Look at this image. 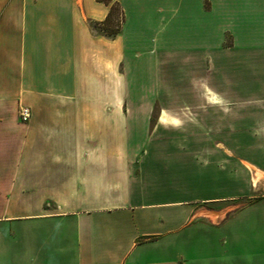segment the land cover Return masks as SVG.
I'll use <instances>...</instances> for the list:
<instances>
[{"label":"crops","instance_id":"0c3cea01","mask_svg":"<svg viewBox=\"0 0 264 264\" xmlns=\"http://www.w3.org/2000/svg\"><path fill=\"white\" fill-rule=\"evenodd\" d=\"M113 3L109 38L96 25ZM141 74L153 90L139 99ZM176 83L188 90L166 92ZM157 100L199 124L151 125ZM257 148L264 0H0V264H264V167L256 182L237 169L264 162ZM180 155L228 169L232 187L144 178Z\"/></svg>","mask_w":264,"mask_h":264},{"label":"rangeland","instance_id":"374dc122","mask_svg":"<svg viewBox=\"0 0 264 264\" xmlns=\"http://www.w3.org/2000/svg\"><path fill=\"white\" fill-rule=\"evenodd\" d=\"M180 64H184L185 62H176ZM177 73V70H176ZM144 74H141L142 76ZM142 80L137 84V92L136 96L141 99L144 96H148L149 93L153 90V84L151 82H146L147 75L144 77L142 76ZM155 90L158 87L162 88L163 85H154ZM185 85L182 84H168L166 88V92H179L183 90H188V88ZM175 103L179 101H169V100H157L156 105L154 106L151 117H150V124L154 125L156 123H174V124H182V125H197L199 124V111L196 109L189 110H183V111H173L172 113L167 111L165 113V109L167 108L168 103ZM194 103H197L194 101ZM25 107V106H23ZM28 108V107H27ZM136 134V133H135ZM142 134V133H140ZM138 135V133L136 134ZM211 133H205L204 138H210ZM140 140L142 141V135ZM156 138L158 139H165V138H181V139H198L199 138V131H193V132H163V131H157L155 133ZM252 158L257 159L262 158L264 159V148H257L252 149L251 151ZM237 159H239L237 157ZM179 163L174 166L173 169H169L167 166H164V164H158L155 171L153 173L145 174L144 178H146L147 182H153L155 184L156 188H174V189H181V190H190L194 189L196 187V184H203V186L207 189L218 191L220 193H226L228 190H230V186L232 187L233 182L228 179V169L221 171L217 169V165L215 162L211 161L210 165H203L199 164L197 165V161L192 158V156H186V155H180L179 157ZM181 162V163H180ZM226 165V164H225ZM224 164H220L219 166L223 168L225 166ZM242 166V168L245 169L247 172H253L256 173V169L253 167H264L263 163H252V164H237V169ZM196 173H199V179H195L196 177L191 176V174L196 175ZM172 175L174 177L175 175H178V178H171L169 175ZM187 175V176H186ZM180 177V178H179ZM179 180V181H176ZM259 192H262V187L264 185V178L260 179L259 183ZM210 239V235H208ZM194 251V250H193Z\"/></svg>","mask_w":264,"mask_h":264},{"label":"trees","instance_id":"16d2710c","mask_svg":"<svg viewBox=\"0 0 264 264\" xmlns=\"http://www.w3.org/2000/svg\"><path fill=\"white\" fill-rule=\"evenodd\" d=\"M104 2L105 4H109L111 0H98ZM122 18L119 6L116 3H113L110 7L108 17L102 23L96 25V28L100 30L105 36L109 38L115 37L119 31L121 26Z\"/></svg>","mask_w":264,"mask_h":264},{"label":"built area","instance_id":"2783aa9c","mask_svg":"<svg viewBox=\"0 0 264 264\" xmlns=\"http://www.w3.org/2000/svg\"><path fill=\"white\" fill-rule=\"evenodd\" d=\"M18 118L21 123H28L31 118V111L27 107H19L18 109Z\"/></svg>","mask_w":264,"mask_h":264},{"label":"bare ground","instance_id":"6f19581e","mask_svg":"<svg viewBox=\"0 0 264 264\" xmlns=\"http://www.w3.org/2000/svg\"><path fill=\"white\" fill-rule=\"evenodd\" d=\"M260 173L259 172H257L256 173V177L254 178V182H256L259 178H260ZM262 176V175H261Z\"/></svg>","mask_w":264,"mask_h":264}]
</instances>
